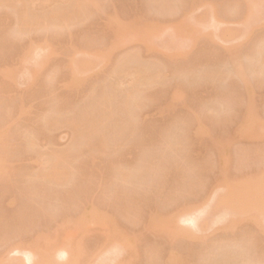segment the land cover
Here are the masks:
<instances>
[{
    "label": "rangeland",
    "instance_id": "rangeland-1",
    "mask_svg": "<svg viewBox=\"0 0 264 264\" xmlns=\"http://www.w3.org/2000/svg\"><path fill=\"white\" fill-rule=\"evenodd\" d=\"M191 1L100 0L87 21L51 29L60 2L35 0L41 29L21 36L13 33L19 4L0 2V71L17 74L12 81L0 73V264L10 257L24 264L25 252L45 248L65 251L56 256L62 264H169L171 255L181 264H264V208L260 221L245 213L264 205V196L253 195L264 184V127L254 135L234 132L252 115L264 121V0H252L256 10L248 14L251 0ZM113 16L136 28L159 22L143 26L150 29L144 34L121 25L126 34L108 26ZM31 43L38 50L20 60L16 49ZM135 69L143 73L137 84ZM241 75L252 82V96ZM180 83L182 95L174 97ZM130 90L142 106L121 105ZM105 94L115 117L102 119L93 134L85 122L73 127L68 120L96 111ZM100 140L105 148L85 149ZM56 162L68 168L65 181L39 177ZM228 180L237 193L230 211L215 206ZM92 206L104 220H83L75 229ZM184 214L193 215L191 224ZM67 217L76 222L63 223ZM186 226L194 235L176 232ZM109 230L123 234L120 248Z\"/></svg>",
    "mask_w": 264,
    "mask_h": 264
},
{
    "label": "bare ground",
    "instance_id": "bare-ground-1",
    "mask_svg": "<svg viewBox=\"0 0 264 264\" xmlns=\"http://www.w3.org/2000/svg\"><path fill=\"white\" fill-rule=\"evenodd\" d=\"M4 2L5 0H0V2ZM7 1H9V2H14V1H16V3H14V4H19V6H17V7H15V9H17V11H18V16H17V18H16V23H14V25H16L15 27L16 28H14V29H16V31H13V33H16L17 34V36L18 35H23L22 33H24V31H25V29L27 30L28 28H38V29H41L40 28V25H41V22H42V19H43V17H42V15H41V13H39L38 11H37V13H39L40 15H41V17H42V19H41V17H39V16H37V15H35L34 13H33V5H34V7H35V4L34 3H36V2H34L35 0H6V2ZM42 0H40V2H41ZM47 1H49V0H43V2H46V4L47 3H49V2H47ZM57 1H59L60 3V5L58 4L56 7H54L53 8V10L51 11V13H50V18H49V24H47L46 26L48 27V28H53V27H55V28H57V27H59V28H61V27H66V26H74L75 25V23L76 24H78L80 21H82L83 22V20H84V22L85 21H87L91 16H90V14L92 15L93 13H94V10H97V9H100L101 7H99V6H102V5H100V3H99V1L100 0H57ZM194 1V0H193ZM193 1H191V2H193ZM197 1H200V0H196V2ZM242 1H244V0H242ZM246 1H248V0H246ZM256 1V0H255ZM254 1V2H255ZM260 1V0H259ZM258 1V2H259ZM37 2H38V0H37ZM43 2H41L40 4H42V5H44L43 4ZM53 2V1H52ZM51 2V3H52ZM205 2V1H204ZM203 2V0H201V4H203L204 3ZM207 2H209V1H207ZM249 2V1H248ZM254 2H252V0H251V2H249V3H251V6H252V9H250L251 8V6H248V7H250L248 10L245 8V10H247V14H248V12L250 11V10H254V8H255V10H256V7H255V5H257V4H255ZM5 3V2H4ZM55 3V2H54ZM58 3V2H57ZM193 3H195V2H193ZM198 3H200V2H198ZM206 3V2H205ZM205 3H204V6H205ZM246 3V2H245ZM13 3H12V5H13V8H14V5ZM201 4H198V5H201ZM208 4V3H207ZM242 4H243V2H242ZM248 4V3H247ZM260 4V3H259ZM203 6V5H202ZM203 6V7H204ZM247 6V5H246ZM254 6V7H253ZM244 8V7H243ZM242 8V9H243ZM35 9V8H34ZM206 9V8H205ZM254 10V11H255ZM35 13H36V11H34ZM209 12V11H208ZM213 13L215 12V11H212ZM243 12H244V10H243ZM36 13V14H37ZM245 13H246V11H245ZM206 14H208V13H206ZM215 14V13H214ZM210 15H211V13H210ZM244 15H246V14H244ZM242 16V19H246L245 18V16ZM88 16H89V18H88ZM193 16V15H192ZM200 16V15H199ZM202 16V15H201ZM200 16V17H201ZM204 16H205V14H204ZM113 17H116V16H113ZM203 17V16H202ZM88 18V19H87ZM111 18H112V16H111ZM118 17H116V18H113V21H109L110 23H111V26L110 25H108L110 28H113V26H115V28H118V29H115V30H117V32H118V30H119V28H122V26L125 28L126 26H127V28H129L130 30H132L133 31V29H135V31H136V29L137 30H139L138 32L139 33H141V34H144L145 32H147L148 30H150V29H145L146 28V26H147V28H150L151 27V25H153V27H152V29H154L155 28V25H157L158 24V22L159 21H157L156 22V20H155V24H154V21L151 23V21H148L147 20V22L148 23H146V21L144 22V23H146L147 25L146 26H144V25H140L139 23H138V25H137V28L135 27V25H134V21L132 22V19L129 21V22H127L126 24L124 23V22H122L121 21V24H120V22H119V20L117 19ZM137 19H138V16L136 17ZM193 18H194V16H193ZM85 19H87V20H85ZM182 19V18H181ZM185 19H186V17H184V22H185ZM204 19V18H203ZM206 19V18H205ZM207 19H210V17L209 18H207ZM247 19H248V17H247ZM246 19V20H247ZM183 20H181L180 21V23L183 21ZM201 20V19H200ZM138 21H139V19H138ZM140 21H142V20H140ZM139 21V22H140ZM187 21V20H186ZM206 21V20H205ZM208 21V20H207ZM212 21V20H211ZM132 22V23H131ZM208 22H210V21H208ZM213 22V23H212ZM212 22H210V23H212V24H214V23H216V21H212ZM123 23V24H122ZM141 23V22H140ZM144 23H142V24H144ZM196 23H197V21H196ZM203 23H204V21H203ZM203 23H201V24H203ZM205 23H207V22H205ZM131 24H132V26H133V29H132V27H130L131 26ZM151 24V25H150ZM122 25V26H121ZM126 25V26H125ZM140 25V26H139ZM210 25V24H209ZM215 25V24H214ZM50 26V27H49ZM143 26L145 27L144 29L146 30H144L143 29ZM141 28V30H140V28ZM124 28H122V29H124ZM13 29V30H14ZM37 29V30H38ZM126 29V28H125ZM124 29V31H123V33L127 30H125ZM142 29H143V31H145V32H143L142 33ZM36 30V29H35ZM121 30V29H120ZM120 32V31H119ZM128 32V31H127ZM11 33V32H10ZM26 33V32H25ZM116 33V32H115ZM121 33V32H120ZM126 33V32H125ZM15 34V35H16ZM119 34V33H118ZM122 34V33H121ZM127 34V33H126ZM69 35H71V34H69L68 33V35L67 36H69ZM123 35H125V34H123ZM261 41V40H260ZM262 43H263V41H261ZM259 44H261L260 42H258ZM263 45V44H262ZM22 46V45H21ZM256 46V45H255ZM23 47H25V46H22V47H20L19 46V48L18 49H16V52H15V54L17 55V56H19V59L20 60H23V59H27L29 56H31V54H33L35 51H37L38 49H37V47L36 46H34V45H32V43L31 44H29L27 47H25V48H23ZM257 48L256 49H259L258 48V45L256 46ZM167 48H169L168 46H167ZM37 49V50H36ZM260 49H263V53H264V45H263V47H260ZM260 49H259V53H261L260 52ZM253 51H254V49H252ZM255 52H256V50H255ZM254 52V53H255ZM258 52H256V53H258ZM253 53V52H252ZM252 55V54H251ZM253 55H255V56H257L256 54H253ZM252 55V56H253ZM259 56H258V61L260 60L259 59V57L261 58V54H258ZM263 55V54H262ZM254 57V56H253ZM262 58H264V55L262 56ZM254 59V58H253ZM250 61H252V58H251V60ZM262 61V60H261ZM253 62V61H252ZM264 63V62H263ZM252 64V63H251ZM250 64V65H251ZM263 65V64H262ZM261 67V72H264L263 70H262V66H260ZM264 67V66H263ZM253 68V67H252ZM251 68V69H252ZM257 70V69H256ZM255 71V70H254ZM257 71H259V67H258V70ZM0 73H1V75H6L7 77H11L10 79L12 80V81H14L15 79V76H17V74L13 71V70H7V69H2L1 71H0ZM75 73H77V66H75V65H71V69H70V75H71V79H70V81H72L73 79H72V77H73V75L75 74ZM218 72H215V74H217ZM131 74H133V77H134V80H133V84H137V83H139L141 80H142V75H143V73H142V71H139L138 69H135V70H133L132 72H131ZM207 74V77H206V79L208 78V73H206ZM206 74L204 75V76H206ZM210 74V73H209ZM220 74V73H219ZM218 74V75H219ZM160 75L161 74H159V73H155V75H154V77L153 78H156V80H158V77H160ZM213 76H214V78L216 79V75H214L213 74ZM242 77H244L245 78V75H241ZM210 77V76H209ZM247 77V76H246ZM213 78V77H212ZM219 78H220V76H219ZM243 78V81H245V82H242L243 84L245 83V85L244 86H246V91H245V94L247 93L248 95H250V96H252L251 94L254 92V90H253V88L251 89V83L252 82H250V85H249V83H248V80H250V79H248L249 77H247V79L245 78L244 79ZM177 84V83H176ZM175 84V85H176ZM179 84V83H178ZM183 84V83H182ZM253 85V84H252ZM181 86L183 87L184 85H181V83H180V85H178V86H174L175 88H173L174 89V91H172L173 92V94L175 95L174 97H178L179 96V94L180 95H182V93H181V90L183 89V88H181ZM132 88H133V86H132ZM131 91V92H130ZM128 93H126L124 96H123V99H121L120 101H121V105L122 106H124V107H126V109H127V107H132V106H134L133 108H137V107H140V106H142V103H144L143 101V99L142 98H140V97H138V96H136L137 98H133L132 96H135L136 94L135 93H133L132 94V90H130ZM134 91H135V88H134ZM133 91V92H134ZM184 91V90H183ZM246 94V96L247 97H249L248 95ZM178 95V96H177ZM246 97V98H247ZM251 98L252 97H250L249 99L251 100ZM102 100H100L99 99V103L98 104H93V106H94V109L96 108V111L94 110L93 112L88 108L87 110H85V111H82L81 113H80V116L78 117V116H76V118H71L70 120H68L72 125H73V127H74V125L76 126L77 124V122L78 121H82V122H85L86 123V130H84L85 132H87L88 134L89 133H91V134H93L94 132H99L98 130H99V122L102 120V119H110V118H114L115 117V113H114V110L111 108V97L110 96H108L107 94H105L102 98H101ZM101 101V102H100ZM228 102V101H227ZM123 107V108H124ZM130 107V108H131ZM93 108V107H92ZM129 108V109H130ZM55 111V110H54ZM125 112H126V110H125ZM127 112H128V110H127ZM251 112V111H250ZM252 114H256L255 112H253V113H251V115ZM260 114V113H259ZM250 116V115H249ZM249 116L247 117V118H249ZM253 117H252V119L251 120H249V119H247V121H248V123H247V121L245 122L244 120H246V117L245 118H243L244 120V122H243V126L241 125V128L240 129H237V130H235L234 132H235V134H250V135H254V133L255 134H257L258 133V130L260 131L261 129H259V127H257V125L259 126L260 125V127L262 128V127H264L263 125H264V121H261V119H260V115H259V117H258V114H257V119H259V120H257L256 121V115H252ZM251 117V116H250ZM254 118H255V120H254ZM263 119V118H262ZM51 122H53V119L51 120ZM263 122V123H262ZM242 123V122H241ZM244 123H245V125H246V123H247V125L245 126L244 125ZM53 124V123H52ZM51 124V125H52ZM55 125V124H54ZM262 125V126H261ZM245 126V127H244ZM258 130H257V129ZM1 129V128H0ZM3 129V128H2ZM1 129V130H2ZM200 129H201V127H200ZM200 129L198 130V131H200ZM1 130H0V132H1ZM6 130V129H5ZM196 130H197V128H196ZM243 131V132H242ZM84 132V133H85ZM196 132V131H195ZM246 132V133H245ZM199 133V132H198ZM196 134H197V132H196ZM198 135V134H197ZM101 148H105V143L102 141V140H100L99 142H97V143H95V144H93V145H91V144H87V146L85 147V149H87V150H99V149H101ZM84 149V150H85ZM74 150L76 151L77 150V152H78V149L76 148V146L74 147ZM80 150V149H79ZM83 150V151H84ZM67 152V151H66ZM82 152V151H81ZM69 153H71V155H72V152H68V153H66V155L67 156H69L70 154ZM75 153V152H74ZM69 154V155H68ZM67 156H66V158H67ZM66 165V164H65ZM63 166V165H61V164H59L58 162H56V163H53V165L48 169V170H45V171H43V172H41L40 173V175H39V177L41 176L42 178H44V179H52V180H54V181H56V182H60V181H65V179H67V177H69L68 176V173H69V171L67 172V170H68V168L66 167V166ZM121 176H123L122 174H121ZM261 177H264V175L263 176H261ZM227 180V179H226ZM253 180V179H252ZM259 180L261 181V179L259 178ZM264 180V179H263ZM229 181V180H228ZM259 181V182H260ZM231 184H229L227 181L226 182H224V183H227V185H225L224 186V190H223V192H222V194H220V195H218V198H219V200H218V198H215L216 199V201L218 202V203H216V205L215 206H217V205H221L222 204V210L223 209H229V211L231 210L230 209V206H232L235 202V200H234V198H235V195L237 194V193H235V190H236V187H234L233 185H232V182L231 181H229ZM261 183H262V181L260 182V185L259 186H257L258 187V189H259V191L258 190H256L255 188H254V190H255V192L253 193V195L255 196V195H257L258 197H257V199L258 200H262L263 199V188H264V184L261 186ZM252 185H253V187L255 186V183L253 184V182H252ZM261 186V187H260ZM251 187V186H250ZM256 187V186H255ZM263 187V188H262ZM235 188V189H234ZM260 188H262L263 190H261ZM240 190V189H239ZM238 190V191H239ZM225 191V192H224ZM251 191H253V188H252V190ZM257 191V192H256ZM259 192V193H258ZM251 193V192H250ZM250 193H248V194H250ZM255 193H258V194H255ZM217 195H216V197H217ZM247 195V194H246ZM252 195V194H251ZM250 195V196H251ZM252 195V196H253ZM251 198H253V197H250V199ZM255 198V197H254ZM214 199V200H215ZM245 200H247V199H245ZM251 200H253V199H251ZM264 200V199H263ZM249 202H250V200H249ZM233 203V204H232ZM244 202H238L237 204H236V206L240 209V211H238L239 213L240 212H242V209L244 210V208H243V206L245 205V204H243ZM252 203V202H251ZM261 203V205H257L256 206V204H254L253 206H246L245 207V209L247 208V210L249 211V212H245L246 214H249V215H251V212H253V214L251 215L252 216V218L254 219V220H257L256 218H259V221H260V217L262 216V214H263V202H260ZM253 204V203H252ZM251 204V205H252ZM219 205V206H220ZM254 206H256L255 208H254ZM259 206H261L262 208H260L259 209ZM184 207H186V206H184ZM258 207V208H257ZM242 208V209H241ZM251 209V210H249V209ZM254 208V209H253ZM234 209H236V208H234ZM253 210V211H252ZM259 210H261L262 212V214H261V216H260V213H258L259 212ZM226 212H228V210H225ZM244 212V211H243ZM233 213H235V214H238L236 211H234L233 210ZM244 213V214H245ZM254 213H257V214H254ZM240 214H242V213H240ZM185 215V214H184ZM258 217H257V216ZM101 216H102V218H101ZM188 215H185L183 218L184 219H182V221L184 220V222L186 221H190V224H191V222H193V220H192V216L190 217H187ZM250 216V217H251ZM256 218H255V217ZM186 217V218H185ZM68 218H70L71 220H66V219H68ZM79 218L80 219H78L77 221H79V222H76V220H74V218H71V217H67V218H65V219H62L63 220V223L65 222H70V223H75L76 222V224H74V226L76 227H74L75 229H78V230H80V223H83V222H81V221H83V220H88V219H90L91 220V218H93V220L95 219V220H101V219H103L104 217H103V215H100L99 214V212H98V210H97V208L96 207H94V206H92V207H90L88 210H86V211H84L82 214H80V216H79ZM197 218V217H196ZM205 218H207V216L205 217ZM195 219V218H194ZM61 220V221H62ZM64 220H66V221H64ZM104 220V219H103ZM231 220L232 219H230L229 220V224H231L232 223V225H233V220H232V222H231ZM72 221V222H71ZM92 221V220H91ZM108 221H111V220H108ZM84 222H86V221H84ZM101 222H102V220H101ZM104 222V221H103ZM77 223H79L78 225H77ZM256 223H257V221H256ZM261 223V222H260ZM263 223H264V221H263ZM60 225H61V228H64L63 227V225L64 224H62V223H59ZM58 224V225H59ZM60 225H59V229H61L60 228ZM194 225H195V222H194ZM231 225V226H232ZM257 225H258V223H257ZM192 226H193V223H192ZM192 226H191V229H192ZM230 226V225H229ZM259 226V225H258ZM263 226H264V224H263ZM264 228V227H263ZM58 229V228H57ZM59 229H58V231H59ZM112 229V228H111ZM191 229H189V227L188 226H186V227H178V229L176 228V232H184V233H190V234H192L191 232ZM229 229H230V227H229ZM109 231H111V233L115 236V234H116V238H118V236H119V240L118 241H116L115 243H116V245L120 248V243L119 242H122L123 241V237L124 236H122L123 234L122 233H120V232H118V233H116L115 231H117V230H109ZM124 231V230H123ZM122 230H121V232H123ZM57 232V231H56ZM111 233L109 232V233H107L108 234V236H109V238H111V239H113L114 238V236H112L111 237ZM41 235H43V236H46V237H44V239H47V235H48V231H47V233H45V232H42V233H40ZM39 234V235H40ZM118 235V236H117ZM125 235H126V233H125ZM192 235H194V234H192ZM56 237V236H55ZM41 238V237H40ZM114 240H115V238H114ZM25 242V241H24ZM45 244H48V243H45ZM115 245V244H114ZM115 245V246H116ZM115 246H113V249L114 250H116L115 248ZM41 247V246H40ZM39 247V248H40ZM50 248H53V247H51L50 246ZM46 249V248H45ZM45 249H43V250H39V249H37V250H39V251H37L36 250V253H35V250L34 251H32V252H34L35 254H30V252L29 251H27V253L25 252V255H23L24 257H25V259L28 261V262H30L29 264H62V263H60V262H58L57 260H56V256H57V258L59 257V256H61L62 257V254H64L65 253V251H60L59 249H58V251L56 250L55 252H53L52 250L53 249H51V253L46 249V251H44ZM24 250H27V249H24ZM55 250V249H54ZM119 249H117V251H118ZM31 252V253H32ZM48 252V253H47ZM118 252H120V250L118 251ZM23 253V252H22ZM99 256H101V255H99ZM174 255H171L170 257L171 258H168V260L170 259V261H167L169 264H173V263H170V262H174L175 260V262H174V264H178L177 262H179L180 261V264L181 263H183V261L181 262V260H178L179 258H177V257H173ZM102 257H103V255L101 256V257H99V259L101 258V260H103L102 261V263L104 262V260L105 259H102ZM180 258H181V256H179ZM11 259H12V257H10ZM8 259V261H5L4 263H6V262H8L7 264H21V263H19L20 262V259H19V261H17V260H15V259H13V260H11V259ZM14 258V257H13ZM17 259V258H16ZM24 260V259H23ZM16 261V263H14ZM27 261L25 262L26 264H28L27 263ZM21 262H22V258H21ZM23 263V262H22ZM24 263V264H25ZM71 264H78L77 263V261H75L74 263L72 262Z\"/></svg>",
    "mask_w": 264,
    "mask_h": 264
}]
</instances>
